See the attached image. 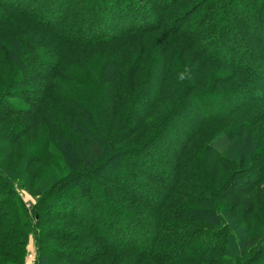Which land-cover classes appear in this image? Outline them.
<instances>
[{
    "label": "trees",
    "instance_id": "obj_1",
    "mask_svg": "<svg viewBox=\"0 0 264 264\" xmlns=\"http://www.w3.org/2000/svg\"><path fill=\"white\" fill-rule=\"evenodd\" d=\"M260 82L264 0H0V264H264Z\"/></svg>",
    "mask_w": 264,
    "mask_h": 264
},
{
    "label": "rangeland",
    "instance_id": "obj_2",
    "mask_svg": "<svg viewBox=\"0 0 264 264\" xmlns=\"http://www.w3.org/2000/svg\"><path fill=\"white\" fill-rule=\"evenodd\" d=\"M89 3H90V1L88 2V3H85L84 5H83V2H82V4L81 5H78L77 7H81L82 5L83 6H87V5H89ZM34 8H37L36 7V4H33L32 5V7L29 9V10H32V9H34ZM256 9L257 10H260V8L257 6L256 7ZM150 15H153V13L152 12H150ZM171 30L170 29H167V28H165L164 30H159V31H157V32H155V33H153V37H157V36H160L163 32H170ZM87 34L89 33V32H86ZM160 34V35H159ZM130 36H135V37H139L138 35H136V34H132V35H130ZM148 39V38H147ZM176 41L177 42H183L181 39H179L178 37L176 38ZM119 45H123L124 47L126 46L125 45V43H121V44H119ZM130 45V44H129ZM97 48H100V47H93V48H90V49H92V50H95V49H97ZM96 51V50H95ZM79 61H83L82 59H80L79 58ZM71 68L72 67H68L66 70H65V72H69V73H72L71 72ZM258 85L257 86H260V88H258V90H257V92L255 93L256 95H259V94H261V93H263V92H261V89H262V87L264 88V84H262L261 82L260 83H257ZM30 102V101H29ZM58 106V105H57ZM59 107V106H58ZM59 109L60 110H62V112H63V110H65V109H63V108H61V107H59ZM53 124H57V123H55V122H53ZM6 137V136H5ZM161 144L162 143H159V144H157V145H151L150 147H148V149L149 150H151V152L153 153V152H155V151H153V150H157V148L159 149L160 147H161ZM166 149H165V147H162L159 151H158V156H163L162 154H166ZM114 166H118L117 164L116 165H114ZM103 170L101 171V172H103V173H105L106 171H107V169H108V167L106 166V167H104V168H102ZM102 173V174H103ZM120 173H121V171H120ZM122 174V173H121ZM97 177H98V179H99V181H102L103 179L100 177V175H97ZM138 177V179H140V180H142V181H149V179H150V176L149 175H146V174H141V173H139V175L137 176ZM94 188V187H93ZM95 189V188H94ZM19 195H21V198H22V200L26 203V205H27V207H29V206H31V205H34L35 204V199H34V197H32L29 193H27L26 191H21V190H19ZM93 196L97 199V201L98 202H103V197L100 195V193H98V191L96 192V193H93ZM95 211L96 212H99V211H103V209H101L100 207H97L96 209H95ZM36 239L34 238V235L32 234V235H30L29 236V238H28V240H27V245H26V254H25V260H24V264H35V260H36Z\"/></svg>",
    "mask_w": 264,
    "mask_h": 264
},
{
    "label": "clouds",
    "instance_id": "obj_3",
    "mask_svg": "<svg viewBox=\"0 0 264 264\" xmlns=\"http://www.w3.org/2000/svg\"><path fill=\"white\" fill-rule=\"evenodd\" d=\"M180 79H181V80H184V79H185L184 74H181Z\"/></svg>",
    "mask_w": 264,
    "mask_h": 264
}]
</instances>
